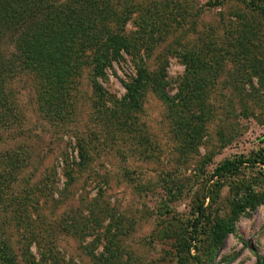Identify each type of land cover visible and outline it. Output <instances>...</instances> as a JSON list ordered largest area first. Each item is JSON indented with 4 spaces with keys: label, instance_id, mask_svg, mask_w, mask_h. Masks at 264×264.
Segmentation results:
<instances>
[{
    "label": "rangeland",
    "instance_id": "rangeland-1",
    "mask_svg": "<svg viewBox=\"0 0 264 264\" xmlns=\"http://www.w3.org/2000/svg\"><path fill=\"white\" fill-rule=\"evenodd\" d=\"M96 2L95 24L132 46L100 87L79 55L63 57L81 71L59 87L0 42V264H264V0ZM138 66L134 130L115 104Z\"/></svg>",
    "mask_w": 264,
    "mask_h": 264
},
{
    "label": "trees",
    "instance_id": "trees-1",
    "mask_svg": "<svg viewBox=\"0 0 264 264\" xmlns=\"http://www.w3.org/2000/svg\"><path fill=\"white\" fill-rule=\"evenodd\" d=\"M104 13V8L99 6L96 0H0V42L8 36L13 37L16 53L12 56L15 65H18L19 62L23 65L22 67L30 69L34 73L43 72L48 68L47 72L50 75L43 72V76L46 75L45 79L51 81H53L52 76L55 77L59 87L65 82L69 84L71 75L79 74L81 71L80 65H73L64 61L63 57L72 58L73 55H79L76 57L77 60L83 59L84 63L86 60L88 65L82 70H87L88 79L92 82L93 87L97 88L100 87L97 84V76L102 75L108 66L110 54L118 56L121 50L125 49L129 52L132 47L128 44L127 39L114 34L113 30L107 29L105 32L98 24H95L94 21L101 19V14L104 15ZM61 25L64 26L61 27ZM106 33L108 37L104 38ZM48 42H55L54 44L57 45L54 52L45 48ZM63 43H67L68 46H64ZM57 53L58 56H54ZM94 56L97 61L91 62L89 58ZM143 68V66H138V76L141 80L135 79V84L126 85L128 88L126 98L122 99L123 102L115 104V111L120 113V116L134 130L138 126L133 113L140 105L145 88L141 74ZM4 84L5 81L2 82V86ZM54 93L51 92L45 99L51 107H54L52 100ZM121 105L127 110L126 115ZM108 111L112 112L113 108L108 109ZM129 111L131 113L127 117ZM246 161L243 157L226 159L215 167L210 178L215 179L214 182L218 185L220 179L227 174L239 171ZM261 162L264 163L263 157ZM195 212L197 216L191 223L192 230L190 232L192 240L196 239L198 226L200 227L206 217L203 199L195 208ZM191 245H193L192 242L183 244L179 247L178 252L190 251ZM0 251L1 258L5 262L11 259L9 247L4 246Z\"/></svg>",
    "mask_w": 264,
    "mask_h": 264
}]
</instances>
